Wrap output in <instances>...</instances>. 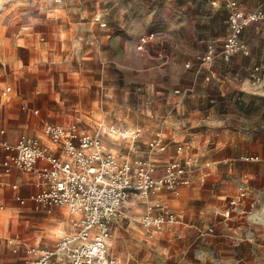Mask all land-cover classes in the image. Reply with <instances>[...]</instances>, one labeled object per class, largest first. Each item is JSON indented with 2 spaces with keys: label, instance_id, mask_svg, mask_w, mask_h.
I'll list each match as a JSON object with an SVG mask.
<instances>
[{
  "label": "rangeland",
  "instance_id": "rangeland-1",
  "mask_svg": "<svg viewBox=\"0 0 264 264\" xmlns=\"http://www.w3.org/2000/svg\"><path fill=\"white\" fill-rule=\"evenodd\" d=\"M55 1L0 0V127L14 140L24 133L39 136L48 124L77 125L109 141L103 132L113 126L129 132L140 129L144 142L156 133L151 129L155 106L149 100L155 85L149 69L155 59L137 52L131 35L124 39L122 52L114 53L116 63H111L109 52L115 50L110 46L97 45L101 57L94 59L86 49L88 43L79 47L74 26L85 20L82 13L93 10L101 19L106 14L113 18L120 10L131 13L134 8L149 14L151 0ZM96 37L106 40L108 35L98 30ZM7 88L10 91L4 95ZM215 104L209 103L208 108ZM12 106L28 113L27 120L6 112ZM253 106L251 103L248 108ZM245 113L253 116L251 111ZM208 117L216 120L214 112ZM113 136L115 142L109 143L118 164L146 153L143 145L130 153L128 140ZM174 148L170 146L171 152ZM163 156L166 160L148 156L157 173L168 162V154ZM12 195L7 187L0 191V264H25L24 249L15 253L8 239L17 236L29 246L53 247L67 233L69 215L63 208L36 209L31 202L21 205ZM171 199L168 204L183 216L185 224L157 229L142 225L144 209L137 197L131 196L109 226V255L121 264H235L228 259L223 262L219 245L211 238L201 241L186 225L188 191L180 197L171 195ZM190 220L197 221V216ZM225 255L232 257L233 251Z\"/></svg>",
  "mask_w": 264,
  "mask_h": 264
},
{
  "label": "crops",
  "instance_id": "crops-1",
  "mask_svg": "<svg viewBox=\"0 0 264 264\" xmlns=\"http://www.w3.org/2000/svg\"><path fill=\"white\" fill-rule=\"evenodd\" d=\"M233 1L244 14L264 6V0ZM227 2L151 0L149 14L134 8L131 13L120 10L113 18L106 14L101 19L93 10L82 13L85 20H80L74 28L78 29L79 47L88 43L86 49L94 59L101 57L98 46L114 49L109 52L113 58L114 53L122 52L128 35L137 43L140 36L154 34L146 52L136 50L155 59L149 69V77L155 83L149 92V100L155 106L151 129L155 134H161L170 146H187L188 152L201 162L212 164L211 176L205 183L194 177L189 186L181 187L177 193L164 192L155 197L168 204L171 195L180 197L183 191H188L186 225L196 231L201 241L211 238L217 243L224 256L223 262L228 259L235 264H264V87L255 81L253 73L258 68V74L264 75V23H252L244 28L240 40L248 55L238 52L229 62L216 59L202 66L196 61L209 45L220 48L221 41L228 35ZM98 30L106 31L108 38L98 39ZM115 32L120 35L115 36ZM158 55L167 56V61H160ZM132 61L139 63L136 58ZM111 63H116V59L113 58ZM185 64L189 67L185 68ZM187 88L192 92L186 96L174 94L175 89ZM209 103L216 104L209 109ZM251 103L254 106L249 109ZM210 111L215 113L216 120L208 119ZM248 111L253 116L245 113ZM6 112L20 119L28 118V113H21L15 106ZM29 112L36 114L37 110ZM1 130L4 134H0V138L10 143L21 135L12 140L3 127ZM171 153L170 150L168 157ZM244 155L259 156L261 161L243 162L241 157ZM157 158L166 160L163 155ZM3 181L6 185L1 190L9 188L13 198H27L38 190L35 178L30 174L13 171ZM242 184L247 188L243 197ZM12 186L17 189L13 190ZM230 202L237 203L230 207ZM170 208L181 216V224H185L183 216ZM229 208L231 215L224 218L223 214ZM194 214L197 221L190 220ZM207 227L214 228V233L200 236V230ZM230 250L233 256L225 258Z\"/></svg>",
  "mask_w": 264,
  "mask_h": 264
},
{
  "label": "built area",
  "instance_id": "built-area-1",
  "mask_svg": "<svg viewBox=\"0 0 264 264\" xmlns=\"http://www.w3.org/2000/svg\"><path fill=\"white\" fill-rule=\"evenodd\" d=\"M227 1L228 35L221 41L220 48L211 44L205 54L197 57L199 66L209 65L216 59L229 62L238 52L248 55L240 40L241 34L252 23H264V6L244 14L235 1ZM154 37L153 33L140 36L135 49L146 52V46ZM167 58L157 56L162 62ZM188 67L189 64H185V68ZM258 71L255 68L253 72L255 81L264 87V75H259ZM9 91L7 88L3 94ZM191 92L190 88L174 90L177 96ZM106 132L128 140L130 153L134 154L140 145L145 147L146 153L118 164L114 156L102 150L97 136L77 125L48 124L41 136L21 134L14 143L0 138V190L6 185L4 178L13 171L30 174L38 190L27 198L15 196L14 199L21 205L31 202L36 209L64 208L69 215L68 231L53 247L29 246L17 236L8 239L15 253L24 249L25 264H121L109 255V226L131 196L143 204L141 223L144 227L159 229L167 224H181V216L155 196L164 192L177 193L181 187L189 186L194 177L205 183L211 176L212 164L201 162L184 145L175 146L168 162L157 173L148 156L170 153V144L161 134H153L141 142L140 129L129 132L111 126ZM241 160L261 161L256 155H244ZM12 189L16 190L17 186ZM246 189L242 184V197ZM236 203L230 202L229 206ZM231 211L227 209L224 218H229ZM213 233L212 227L199 232L200 236Z\"/></svg>",
  "mask_w": 264,
  "mask_h": 264
},
{
  "label": "bare ground",
  "instance_id": "bare-ground-1",
  "mask_svg": "<svg viewBox=\"0 0 264 264\" xmlns=\"http://www.w3.org/2000/svg\"><path fill=\"white\" fill-rule=\"evenodd\" d=\"M103 135H107V138L109 139V141H106V140H102V138L100 137V139L98 138V140L100 141V144H101V148L104 152H106L105 150H110L111 147H110V143L111 141H113L114 139V136L113 135H116V134H110V133H105L103 132ZM117 136V135H116ZM115 142V141H113ZM112 150V149H111ZM107 153H110L112 156L114 155L112 152H107ZM61 227V226H60ZM56 233H59L60 231H55ZM113 244V243H112Z\"/></svg>",
  "mask_w": 264,
  "mask_h": 264
}]
</instances>
